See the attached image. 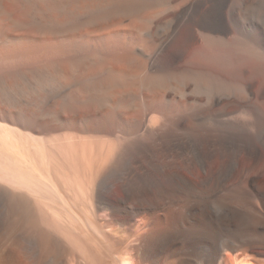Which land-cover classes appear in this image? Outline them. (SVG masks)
<instances>
[{
    "label": "bare ground",
    "instance_id": "obj_1",
    "mask_svg": "<svg viewBox=\"0 0 264 264\" xmlns=\"http://www.w3.org/2000/svg\"><path fill=\"white\" fill-rule=\"evenodd\" d=\"M256 1L0 0V264H264Z\"/></svg>",
    "mask_w": 264,
    "mask_h": 264
},
{
    "label": "rangeland",
    "instance_id": "obj_2",
    "mask_svg": "<svg viewBox=\"0 0 264 264\" xmlns=\"http://www.w3.org/2000/svg\"><path fill=\"white\" fill-rule=\"evenodd\" d=\"M244 23L250 28L247 31V35H251L253 31L259 34L262 48L264 49V0H257L253 3Z\"/></svg>",
    "mask_w": 264,
    "mask_h": 264
},
{
    "label": "water",
    "instance_id": "obj_3",
    "mask_svg": "<svg viewBox=\"0 0 264 264\" xmlns=\"http://www.w3.org/2000/svg\"><path fill=\"white\" fill-rule=\"evenodd\" d=\"M258 257V256H257Z\"/></svg>",
    "mask_w": 264,
    "mask_h": 264
}]
</instances>
